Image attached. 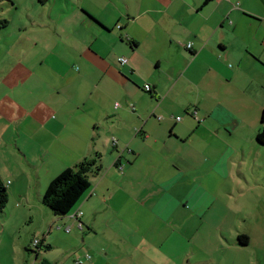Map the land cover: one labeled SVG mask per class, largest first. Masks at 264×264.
I'll list each match as a JSON object with an SVG mask.
<instances>
[{
    "label": "crops",
    "instance_id": "crops-1",
    "mask_svg": "<svg viewBox=\"0 0 264 264\" xmlns=\"http://www.w3.org/2000/svg\"><path fill=\"white\" fill-rule=\"evenodd\" d=\"M54 8L46 30L35 20L17 30L16 87L29 83L33 103L0 115L9 195L0 233L20 249L11 258L146 264L168 248L172 264H264V145L255 140L264 128V0ZM226 74L243 82L242 103L221 96ZM196 138L199 152L184 156ZM23 140L42 152L29 155ZM95 153L109 156L72 209L82 214L54 215L42 203L49 182ZM60 235L62 253L50 259Z\"/></svg>",
    "mask_w": 264,
    "mask_h": 264
},
{
    "label": "rangeland",
    "instance_id": "rangeland-1",
    "mask_svg": "<svg viewBox=\"0 0 264 264\" xmlns=\"http://www.w3.org/2000/svg\"><path fill=\"white\" fill-rule=\"evenodd\" d=\"M59 1L62 2V4H71V2H74L75 0H50V2L47 3H39L37 0H0V19H6L8 21V24L5 27L0 28V115L7 116L10 113V107H16L22 109L25 107H29L30 104L33 103V97L30 92L29 83L25 85H19L16 87L22 79H19L18 76H16V72H18L21 69L20 62H24V59L19 52L20 49H18L17 40L19 39L18 36V27L20 24L24 23L25 25L30 24L32 20H35L36 22L42 23L41 30H46L48 27L46 26V22H50V16L55 17V11L56 7L59 4ZM79 2V0H78ZM74 19V18H72ZM190 23V21H187ZM191 25H195L196 23H190ZM39 32V31H38ZM44 35V34H43ZM181 41V40H180ZM187 43H183L182 41L179 42L178 46L179 48L188 54L185 49L187 48L185 45ZM225 77V78H223ZM10 79V84L7 83V81ZM15 84V86H13ZM221 88V96L225 98H229L230 100L239 101V104L243 102L244 96L242 95L241 89L243 87V82L239 78V76L233 77V75L226 74L225 76L221 77V84L218 86ZM238 105V104H237ZM15 108V109H16ZM18 110V109H17ZM19 112V111H18ZM28 112V111H27ZM184 114V112H182ZM27 116L25 113H19V116L24 117ZM10 128H12L10 126ZM28 127H24L26 129ZM13 131L9 132V135L12 134ZM199 139L196 138L193 144L192 148L186 149L184 152V156H186V152H199L197 149H199L196 146V143H198ZM22 146L25 149L26 152H28L29 155L32 154V152H42L40 148H37L35 150V147L32 142L27 140L26 142L22 141ZM112 152H116L113 150ZM117 153V152H116ZM109 154H106L102 157L101 162H107ZM105 165H103L104 167ZM72 167V166H71ZM27 172V171H26ZM28 175H30V184L34 187L36 183V178H34V174L32 175V171L27 172ZM9 197V195H8ZM9 205V199L6 203V206L4 209H6ZM220 213H221V207H220ZM67 216V215H66ZM58 226L61 227L63 234H68V232L65 231L64 224H58ZM70 226V225H69ZM205 228V226L203 227ZM57 230V229H55ZM66 232V233H64ZM38 238V237H34ZM64 241V240H63ZM19 238L16 241V237L12 240L8 238L6 234L0 233V259H6L3 260L0 264H25L24 262L21 263L14 258L12 255V249L15 247L17 248V252L15 254L17 256L20 255V249H19ZM54 245L49 252H47L48 255H51L50 259H54V257H58L62 253L61 245H62V236L60 235L58 239L54 240ZM32 257L34 258V253H31ZM170 250L167 248L161 253L155 254H146V257L144 258V262L146 264H172L170 261ZM32 258L31 261H28L27 264H37L38 261L34 260ZM155 259L157 260L155 262ZM15 260V261H14ZM184 260H182L183 262Z\"/></svg>",
    "mask_w": 264,
    "mask_h": 264
},
{
    "label": "trees",
    "instance_id": "trees-1",
    "mask_svg": "<svg viewBox=\"0 0 264 264\" xmlns=\"http://www.w3.org/2000/svg\"><path fill=\"white\" fill-rule=\"evenodd\" d=\"M45 3L47 0H37ZM8 24L6 19H0V28ZM264 120V112L261 121ZM257 143L264 145V128L255 137ZM119 166V164H118ZM101 170V156L99 153L91 157H84L72 167L65 168L56 175L48 184L42 195V203L56 216H65L75 207L81 197L90 187L89 176L97 174ZM8 201V192L0 178V211L4 209ZM39 248V246H37ZM50 245L46 244L45 248ZM38 264H53L41 259Z\"/></svg>",
    "mask_w": 264,
    "mask_h": 264
},
{
    "label": "built area",
    "instance_id": "built-area-1",
    "mask_svg": "<svg viewBox=\"0 0 264 264\" xmlns=\"http://www.w3.org/2000/svg\"><path fill=\"white\" fill-rule=\"evenodd\" d=\"M187 48H191V44L190 43H187L186 45H185ZM119 61L123 64V63H126L127 62V59L126 58H123V57H121V58H119ZM144 89L146 90V91H148V90H150V86H149V84H145L144 85ZM193 115L194 116H196V113H197V111L196 110H193ZM177 120H180V117H177ZM119 168L120 169H122V167L120 166V164H119ZM82 214V211H77V212H73V211H71V212H69L68 213V217L69 218H71V219H77L78 218V216H80ZM77 226L81 229V222H78L77 223ZM65 231L66 232H69L70 231V226L69 225H67V227L65 228ZM38 242H39V239H34L33 240V244H38ZM86 257H89L88 255H86ZM73 264H81V260H76Z\"/></svg>",
    "mask_w": 264,
    "mask_h": 264
}]
</instances>
